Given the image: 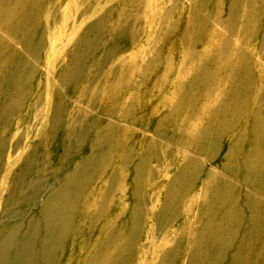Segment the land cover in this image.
Masks as SVG:
<instances>
[{
	"label": "rangeland",
	"instance_id": "1",
	"mask_svg": "<svg viewBox=\"0 0 264 264\" xmlns=\"http://www.w3.org/2000/svg\"><path fill=\"white\" fill-rule=\"evenodd\" d=\"M263 156L264 0H0V264H264Z\"/></svg>",
	"mask_w": 264,
	"mask_h": 264
},
{
	"label": "bare ground",
	"instance_id": "2",
	"mask_svg": "<svg viewBox=\"0 0 264 264\" xmlns=\"http://www.w3.org/2000/svg\"><path fill=\"white\" fill-rule=\"evenodd\" d=\"M223 20V19H222ZM223 26V25H222ZM223 28V27H222ZM227 28V27H226ZM228 30V29H227ZM233 67V66H232ZM235 67V66H234ZM233 67V68H234ZM230 68V67H229ZM231 71V70H230ZM208 72V71H207ZM233 73V72H232ZM232 75V74H231ZM231 77H233V76H231ZM230 77V78H231ZM238 83H240V82H238ZM241 83H242V80H241ZM236 85V84H235ZM231 86V85H230ZM241 86V85H240ZM212 132V131H211ZM210 133V132H209ZM219 133V132H218ZM212 134V133H211ZM212 141V140H211ZM238 146V145H237ZM232 147V146H231ZM240 147V146H239ZM236 148V147H235ZM250 152V151H249ZM254 153V152H253ZM245 156V155H244ZM264 157V156H263ZM262 157V158H263ZM98 158V157H97ZM261 158V159H262ZM236 161H237V159H236ZM235 162V161H234ZM253 166V165H252ZM227 170V169H226ZM234 170V169H233ZM37 168H34L33 170H30V173H32V174H34V175H37ZM197 171V170H196ZM247 174V173H246ZM233 175V174H232ZM25 177H19V179L17 180V183L15 184V186L13 187V189L11 190V193L10 194H13V193H16L19 189H21L23 186H25L26 184H27V180L25 179L26 178V175H24ZM235 176V175H234ZM37 179V178H36ZM241 179V178H240ZM257 180V179H256ZM252 183V182H251ZM233 184V183H232ZM231 185V184H230ZM225 187V186H224ZM229 187V186H228ZM234 188V187H233ZM43 189H42V187L40 186V187H37V190H36V192L37 193H40L41 191H42ZM22 191V190H21ZM239 192V191H238ZM224 194V193H223ZM42 196V195H41ZM236 196H238L237 194H236ZM249 196V195H248ZM12 197V196H11ZM15 198V197H14ZM247 198V197H246ZM238 203V202H237ZM236 203V204H237ZM233 204H235V203H233ZM254 205V204H253ZM255 206V205H254ZM260 206V205H259ZM215 207V206H214ZM224 208V207H223ZM228 208V207H227ZM233 208V207H232ZM251 208V207H250ZM255 211V210H254ZM244 212V211H243ZM213 214H215V213H213ZM240 214V213H239ZM262 214V213H261ZM251 217V216H250ZM230 219V218H229ZM239 220H241V219H239ZM238 220V221H239ZM255 222V221H254ZM6 224V223H5ZM209 224V223H208ZM245 224V223H244ZM243 224V225H244ZM203 228V227H202ZM207 228V227H206ZM209 228V227H208ZM226 228V227H225ZM252 231V230H251ZM38 235H40V231L39 230H36L35 231ZM209 232V231H208ZM35 234V233H34ZM238 236V235H237ZM30 237V236H29ZM32 237V236H31ZM221 237V236H220ZM259 238V237H258ZM241 240V239H240ZM34 240H32L31 238H28V240L26 241V242H24L23 243V247L25 248V249H28L29 248V250L31 249V247L32 246H34V245H32V242H33ZM242 241V240H241ZM218 244H219V242H218ZM249 245V244H248ZM5 246H8V244H7V242L6 241H4L3 243H2V247H5ZM250 246V245H249ZM221 248V247H220ZM3 249V248H2ZM224 250V249H223ZM1 251V250H0ZM27 251V250H26ZM28 252V251H27ZM240 252V251H239ZM2 253V252H1ZM29 253V252H28ZM220 253V252H219ZM249 253V252H248ZM26 255H27V253H26ZM38 256V255H37ZM241 256V255H240ZM236 258V257H235ZM235 260V259H234ZM193 264V263H192ZM239 264V263H238ZM240 264H242V263H240Z\"/></svg>",
	"mask_w": 264,
	"mask_h": 264
}]
</instances>
